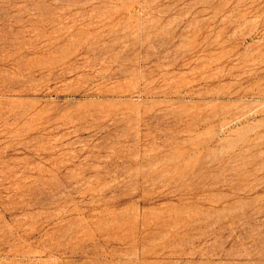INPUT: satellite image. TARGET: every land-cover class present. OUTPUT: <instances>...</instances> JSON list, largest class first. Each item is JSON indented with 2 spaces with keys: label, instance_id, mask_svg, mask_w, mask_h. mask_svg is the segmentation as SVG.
Here are the masks:
<instances>
[{
  "label": "rangeland",
  "instance_id": "obj_1",
  "mask_svg": "<svg viewBox=\"0 0 264 264\" xmlns=\"http://www.w3.org/2000/svg\"><path fill=\"white\" fill-rule=\"evenodd\" d=\"M0 264H264V0H0Z\"/></svg>",
  "mask_w": 264,
  "mask_h": 264
}]
</instances>
